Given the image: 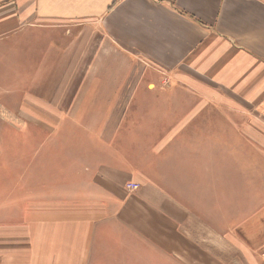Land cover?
<instances>
[{
	"label": "crops",
	"instance_id": "crops-1",
	"mask_svg": "<svg viewBox=\"0 0 264 264\" xmlns=\"http://www.w3.org/2000/svg\"><path fill=\"white\" fill-rule=\"evenodd\" d=\"M0 107V264H264V0H0Z\"/></svg>",
	"mask_w": 264,
	"mask_h": 264
},
{
	"label": "rangeland",
	"instance_id": "rangeland-1",
	"mask_svg": "<svg viewBox=\"0 0 264 264\" xmlns=\"http://www.w3.org/2000/svg\"><path fill=\"white\" fill-rule=\"evenodd\" d=\"M124 86H125V83H124ZM167 86H168L167 83H164L160 80H155L153 77H151L150 74L144 73L142 78L139 79L138 87L135 90V93L132 96L131 101L127 102V106H125V107H127V111L125 112V115L123 118H125L126 115L130 114V112L128 111L129 107H135L136 99L138 101V107L145 105L147 102L154 101V99H155L154 97H156L155 96L156 93L159 90H163ZM154 87H157V91L150 90L151 88H154ZM174 89H176V88H174ZM166 91H168V89ZM150 93H152V94H150ZM165 95H166L165 98H167V99H169V101H171L170 102L171 107H177V106H174V105H176V103H177V105H179V102H177V101H180L181 104H183L185 101V107H189L188 105L190 103H192V101H193L192 97H189L188 99L185 97V99H184L183 97H180V96L176 95L175 93H170V95H169L167 92V94H165ZM6 119L16 121L17 120V114L10 113L9 115H7V113L5 111H3L2 107H0V123L2 122V120H6ZM3 126L4 127L2 128L1 131L5 132V135H4L5 141L7 142L9 139V143H10V144H6V147L5 146H3V147L8 148L10 150H13L12 148H14V150H15L16 146H15V144L12 143L13 139L10 137V136H12V129L5 123V121H4ZM259 143H260V145H262V144L264 145V139L262 137V134H260ZM9 146H10V148H9ZM0 147H1V145H0ZM127 184H129V185H127ZM126 188L131 189V190H136L139 188V184L133 183V182L126 183ZM262 255L264 256V252L262 253Z\"/></svg>",
	"mask_w": 264,
	"mask_h": 264
},
{
	"label": "built area",
	"instance_id": "built-area-1",
	"mask_svg": "<svg viewBox=\"0 0 264 264\" xmlns=\"http://www.w3.org/2000/svg\"><path fill=\"white\" fill-rule=\"evenodd\" d=\"M127 185H129V184H127Z\"/></svg>",
	"mask_w": 264,
	"mask_h": 264
}]
</instances>
